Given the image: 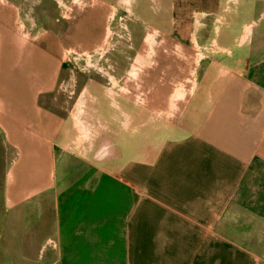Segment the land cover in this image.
<instances>
[{
	"label": "crops",
	"instance_id": "1",
	"mask_svg": "<svg viewBox=\"0 0 264 264\" xmlns=\"http://www.w3.org/2000/svg\"><path fill=\"white\" fill-rule=\"evenodd\" d=\"M15 1L0 0V264H264V30L248 19L259 0H151L170 13L161 27L196 20L193 35H209L199 27L214 21L216 55L159 110L151 97L137 113L99 96L96 113L118 127L101 130L91 162L71 151L77 129L58 94L75 77L68 52L103 51L110 1L61 33L28 28ZM103 70L122 87L114 66ZM142 113L147 123L131 128ZM159 115L175 120L156 125ZM123 131L144 145L126 154Z\"/></svg>",
	"mask_w": 264,
	"mask_h": 264
},
{
	"label": "rangeland",
	"instance_id": "2",
	"mask_svg": "<svg viewBox=\"0 0 264 264\" xmlns=\"http://www.w3.org/2000/svg\"><path fill=\"white\" fill-rule=\"evenodd\" d=\"M16 1L18 5L20 4V12L28 28L33 27L36 30H41L43 27L58 26V32L61 33L63 21L78 16L80 12H84L87 7L97 4L100 0ZM109 1L108 5L112 7H109L107 16L103 51L91 52L87 58L86 56L80 58L77 54L68 52L67 61L71 66L69 74L75 77L70 78L68 86L64 90L59 89L58 94L67 118L78 130L75 133L76 145L71 151L74 153L73 155L83 156L90 162L101 155L99 154L100 149L95 148L96 139L102 134L101 130H107L106 127L108 126L110 129L118 127L115 120L112 123L113 117L96 113L99 96L107 97L110 95L117 99L119 96L126 100L130 99L135 107L141 109L137 113L143 112L145 107H149L151 97L153 110H159L163 108L160 106L162 94L171 96L170 93H174L178 88H183L184 93L191 91L193 82L204 71V67L198 66L199 61L211 57L209 55H216L212 47V42L217 39V36L213 35L214 21H202L205 25L199 27L201 29L199 32H202V28L209 25V35L198 33L197 36H194L196 20L176 21L170 19L167 21L169 23L168 28L163 24L161 27L160 23L166 21L158 18L170 15L166 11L165 4L160 8L151 0ZM263 11L264 0H259V5L255 6L254 10L248 14L249 21L257 20L259 16V31L264 30V17L261 15ZM33 21H35L34 24ZM181 31L185 34H182ZM235 36L237 38L239 36L237 31ZM235 36L233 35V39ZM149 38H156L155 51L152 56L150 55L149 43L151 40L149 41ZM71 41L73 42V40ZM230 45H233V42H230ZM102 52L106 53L103 54ZM143 63L148 64V66H144ZM135 64L136 67L140 68L137 71L139 73L137 76L131 73ZM113 66L117 72L116 75L124 80L122 87L112 86L106 79L102 80L100 77L103 68L107 72L111 71ZM150 80L152 85H147ZM139 96H141V100L138 98ZM172 103L174 104L176 101L169 99V104ZM124 104L126 109L130 111L131 107L134 106ZM109 112L111 113L112 109ZM151 118L157 120L156 125L175 120V117L166 115L152 116ZM125 119L121 115L117 117L121 125H128ZM148 119L149 117H145L143 113L133 115L131 128L138 124L147 123ZM104 134L108 135V133ZM111 134L112 132H109V136H112ZM121 134L123 138L121 137L119 143L123 144L126 154H130L135 145L141 147L144 145L141 136H128L124 131ZM108 139L117 138L109 137ZM77 165L79 164H73V166Z\"/></svg>",
	"mask_w": 264,
	"mask_h": 264
},
{
	"label": "bare ground",
	"instance_id": "3",
	"mask_svg": "<svg viewBox=\"0 0 264 264\" xmlns=\"http://www.w3.org/2000/svg\"><path fill=\"white\" fill-rule=\"evenodd\" d=\"M87 56H90V55H87ZM87 56H86V58H87ZM86 62H87V59H86Z\"/></svg>",
	"mask_w": 264,
	"mask_h": 264
},
{
	"label": "flooded vegetation",
	"instance_id": "4",
	"mask_svg": "<svg viewBox=\"0 0 264 264\" xmlns=\"http://www.w3.org/2000/svg\"><path fill=\"white\" fill-rule=\"evenodd\" d=\"M103 71H106L105 69Z\"/></svg>",
	"mask_w": 264,
	"mask_h": 264
}]
</instances>
